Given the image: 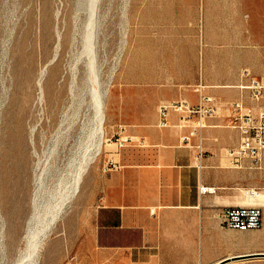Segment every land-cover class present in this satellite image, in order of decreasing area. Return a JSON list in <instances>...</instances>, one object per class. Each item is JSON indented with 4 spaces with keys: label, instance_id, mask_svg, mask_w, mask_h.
Masks as SVG:
<instances>
[{
    "label": "rangeland",
    "instance_id": "rangeland-1",
    "mask_svg": "<svg viewBox=\"0 0 264 264\" xmlns=\"http://www.w3.org/2000/svg\"><path fill=\"white\" fill-rule=\"evenodd\" d=\"M95 4L94 24L88 27L90 0H0V159L7 152L11 170L6 198L0 186V264L31 263L29 250L33 238L43 232L49 208L59 202L76 167L87 159L66 214L48 236L36 264H111L110 257L95 259L87 251L98 244L93 229H73L86 215V200H94L89 199L94 183L88 179L102 156L132 144L134 122L157 110L154 99L161 88L194 93L200 79L235 86L244 69L264 76L259 74L264 73V60L255 58L257 43L264 41V0H95ZM90 27L93 38L86 47ZM20 56L27 68L18 73ZM90 69L101 86L107 83L110 88L100 138L97 130L91 136ZM95 137L101 143L96 155ZM255 189L264 191V184ZM237 233L238 239H259L243 254L264 251V221L260 228ZM117 238L110 236L107 242ZM244 263L264 264V257ZM115 264L125 263L115 259Z\"/></svg>",
    "mask_w": 264,
    "mask_h": 264
},
{
    "label": "crops",
    "instance_id": "crops-1",
    "mask_svg": "<svg viewBox=\"0 0 264 264\" xmlns=\"http://www.w3.org/2000/svg\"><path fill=\"white\" fill-rule=\"evenodd\" d=\"M255 58L264 60V41L257 43ZM208 85L206 91L219 99L221 109L203 130L209 154L201 167L195 149L181 143L186 129L176 126L178 114L171 113L169 126L158 125L161 104L183 97L198 101L197 92L171 87L156 93L157 110L149 118L134 122L132 144L100 159L88 179L94 183L89 196L94 200H86V215L73 225L94 230L98 244L87 251L95 259L110 257L111 264L115 259L125 264H218L224 259L219 264H246L245 259L261 257H238L247 245L237 238L238 229L223 225L222 215L227 207L243 204V189L264 184V167L227 166L226 150L237 144L238 134L225 126L223 105L241 93L234 85ZM109 160L117 167H107ZM201 186L214 191L202 192ZM114 235L117 240L107 242Z\"/></svg>",
    "mask_w": 264,
    "mask_h": 264
},
{
    "label": "built area",
    "instance_id": "built-area-1",
    "mask_svg": "<svg viewBox=\"0 0 264 264\" xmlns=\"http://www.w3.org/2000/svg\"><path fill=\"white\" fill-rule=\"evenodd\" d=\"M241 81L235 87L241 96L226 101L225 126L235 129L238 142L226 150L227 166L256 170L264 167V76H255L248 69L241 73ZM209 85L200 79L194 91L198 94L197 103L186 99H176L163 103L158 109V125H170L171 113L178 114L176 126L186 131L180 140L184 145L195 149L196 166L201 167L203 160L209 154L204 145L203 130L211 126L209 120L220 115L219 99L208 93ZM193 139H196L193 142ZM113 160L107 162V167H117ZM202 192H212L214 188L201 186ZM249 189H246V194ZM222 223L228 228L252 230L263 225V208L258 203L232 205L225 209Z\"/></svg>",
    "mask_w": 264,
    "mask_h": 264
},
{
    "label": "bare ground",
    "instance_id": "bare-ground-1",
    "mask_svg": "<svg viewBox=\"0 0 264 264\" xmlns=\"http://www.w3.org/2000/svg\"><path fill=\"white\" fill-rule=\"evenodd\" d=\"M85 1H87V0H85ZM79 2V1H78ZM77 2V3H78ZM84 2V1H83ZM82 2V3H83ZM76 3V4H77ZM87 3H89V2H87ZM84 4V3H83ZM78 5H80V4H78ZM88 4H86V6H87ZM95 0H90V13H88L89 14V19L87 18V21H88V23L87 22H85V23H87V26L89 25V24H94L93 23V18H95V17H93V11H94V9H95ZM96 6H98V5H96ZM78 8V7H77ZM80 9H82V8H80ZM88 10V11H89ZM96 10V9H95ZM76 11V10H75ZM78 11H79V9H78ZM81 11V10H80ZM98 11V10H97ZM77 12V11H76ZM84 13H87V12H85V11H83ZM56 14V13H55ZM85 15V14H84ZM80 16V15H79ZM56 17V16H55ZM46 21H47V19H46ZM48 22V21H47ZM79 22V21H78ZM47 24V23H46ZM45 24V25H46ZM85 25V24H84ZM86 26V25H85ZM90 26V25H89ZM88 26V27H89ZM46 27V26H45ZM49 27V26H48ZM91 28L92 27H90V32H87V35H88V39H86V42H85V46L87 47V44H91V39L93 38L92 37V30H91ZM52 30V29H51ZM85 30V29H84ZM74 33H75V31H74ZM79 34V33H78ZM79 36V35H78ZM81 36V35H80ZM60 38V37H59ZM58 38V39H59ZM67 41V40H66ZM66 41H65V43H66ZM72 41V40H71ZM60 42V41H59ZM70 42V41H69ZM71 43V42H70ZM66 44H68V43H66ZM57 45V44H56ZM64 45V44H63ZM20 46V45H19ZM84 46V47H85ZM89 47V46H88ZM58 48V47H57ZM85 49V48H84ZM90 50V49H89ZM85 52V51H84ZM87 53H89V52H87ZM27 54V53H26ZM93 55V54H92ZM91 55V56H92ZM90 56V57H91ZM29 60V59H28ZM81 60V59H80ZM85 61V60H84ZM92 61V60H91ZM29 63V62H28ZM15 66V65H14ZM16 71L19 73V72H25V70H26V60L23 58V57H18L17 59H16ZM92 70L90 69L89 70V75H88V78H89V88H90V93H91V103H90V105H92L91 107L93 108V115H92V113H91V117H92V119L90 120V122L91 121H94L93 122V124H92V128L93 129H91L93 132H92V134H91V136L93 135V134H95V130H97L99 133H98V137L100 138V135H104V127H103V122H104V120H105V117H106V113H105V99H106V95H107V93H108V90H109V84H107L106 83V85L105 86H101L100 84H99V80H98V75L95 73V75H97V76H94L93 75V72H91ZM88 72V71H87ZM16 74V73H15ZM111 77V76H110ZM110 79V78H109ZM19 82V81H18ZM59 84V83H58ZM56 86H57V84H56ZM51 87V86H50ZM83 90V89H82ZM50 92V91H49ZM87 92V91H86ZM60 93V92H59ZM56 94V93H55ZM16 95V94H15ZM21 98V97H20ZM60 98H62V97H60ZM83 98V97H82ZM17 99V98H16ZM61 100V99H60ZM88 102V101H87ZM60 103H61V101H60ZM59 103V104H60ZM83 103V102H82ZM80 105H81V103H80ZM87 105V104H86ZM55 106V105H54ZM53 107V106H52ZM68 107H69V105H68ZM86 107H88V106H86ZM78 108H79V106H78ZM54 109V108H53ZM65 109V108H64ZM76 109V108H75ZM80 109V108H79ZM81 109H82V107H81ZM80 109V110H81ZM78 110V109H77ZM65 111V110H64ZM75 111V110H74ZM80 112V111H79ZM63 113V112H62ZM68 113V112H67ZM72 113H75V112H72ZM77 113H78V111H77ZM81 113V112H80ZM61 114V113H60ZM59 115V114H58ZM58 115H56V116H58ZM62 115V114H61ZM65 115V114H64ZM67 115H69V114H67ZM77 115V114H76ZM75 116V115H74ZM74 116H73V118H74ZM78 116V115H77ZM79 116H81V115H79ZM69 117V116H68ZM68 117H65V119L66 118H68ZM18 118V120H17V122H18V125H20L21 124V117L19 118V117H17ZM64 118V117H63ZM69 118H71V117H69ZM76 118V117H75ZM74 118V119H75ZM80 118V117H79ZM78 118V119H79ZM87 118V117H86ZM67 120V119H66ZM68 120H70V119H68ZM72 120V119H71ZM70 120V121H71ZM77 120V119H76ZM74 121V120H73ZM86 121V120H85ZM87 122V121H86ZM66 123V122H65ZM75 123H77V122H75ZM82 123V122H81ZM92 123V122H91ZM68 124H71V123H68ZM74 124V123H73ZM72 124V125H73ZM85 124H87V123H85ZM55 125H57V124H55ZM75 125V124H74ZM59 126H61V125H59ZM74 127V126H73ZM76 127V126H75ZM87 127V126H86ZM33 128V127H32ZM56 128V127H55ZM66 128H68V127H66ZM61 129V128H60ZM82 129H84V128H82ZM34 130V129H33ZM63 130V129H62ZM65 130V129H64ZM55 131V130H54ZM68 131V130H67ZM70 131V130H69ZM68 131V132H69ZM83 131V130H82ZM84 131H85V129H84ZM64 132V131H63ZM66 132V131H65ZM71 132V131H70ZM80 132V131H79ZM91 132V131H90ZM82 133V132H81ZM84 133V132H83ZM73 134V133H72ZM89 134V133H88ZM69 135V134H68ZM79 135V134H78ZM85 135V134H84ZM57 136H58V134H57ZM60 136H62V135H60ZM70 136H71V134H70ZM73 136V135H72ZM83 136V135H82ZM96 136V135H95ZM75 137V136H74ZM79 137H81V136H79ZM87 137V136H86ZM94 137V136H93ZM5 138V137H4ZM4 138H3V141H4ZM60 138V137H59ZM64 138V137H63ZM91 138V137H90ZM89 138V139H90ZM99 138H98V140H99ZM103 138V137H102ZM66 139V138H65ZM92 139V138H91ZM95 139H96V137H95ZM30 140H31V137H30ZM79 140H80V138H79ZM78 140V141H79ZM101 140V139H100ZM99 140V141H100ZM103 140V139H102ZM106 140V139H105ZM32 141H34V140H32ZM67 141V140H66ZM65 140H64V142H66ZM76 141V140H75ZM78 141H76L77 143H79ZM89 141H91V140H89ZM88 141V142H89ZM93 141H95V143H96V141H97V139L96 140H93ZM63 142V141H62ZM72 142V141H71ZM85 142V141H84ZM83 142V143H84ZM88 142H87V144H88ZM98 142V141H97ZM108 142V141H107ZM59 143H60V141H59ZM70 143V142H69ZM57 144H58V141H57V143H56V145L55 146H57ZM68 144V143H67ZM82 144V143H81ZM86 144V143H85ZM86 144V145H87ZM100 144L101 143H96V145H95V151L91 148V147H89V148H91L92 149V153L94 152L95 153V155L96 154H98L99 153V151H100ZM108 144L110 145V144H112V143H110V142H108ZM52 145V144H51ZM70 145V144H69ZM78 145V144H77ZM89 145V144H88ZM87 145V146H88ZM53 146V145H52ZM80 146V145H79ZM82 146V145H81ZM86 146V147H87ZM68 147V146H67ZM70 147L71 146H69V149H70ZM92 147H93V144H92ZM72 148H73V146H72ZM71 148V149H72ZM76 148V147H75ZM50 149V148H49ZM60 149V148H59ZM58 149V150H59ZM61 149H63V148H61ZM70 149V150H71ZM86 149V148H85ZM90 149V150H91ZM53 150V149H52ZM66 150V149H65ZM68 150V149H67ZM66 150V151H67ZM81 150H82V148H81ZM84 150V149H83ZM10 151V148H9V150H8V152ZM47 151H48V149H47ZM66 151H64V153L66 152ZM80 151V150H79ZM87 151V150H86ZM85 151V152H86ZM57 152V151H56ZM62 152H63V150H62ZM87 152H89V153H91L90 151H87ZM51 153H52V151H51ZM79 153V152H78ZM88 153V156L90 155ZM91 153V154H92ZM93 153V154H94ZM54 154H55V152H54ZM63 154V153H62ZM58 155V154H57ZM83 155H84V153H83ZM82 155V156H83ZM87 155V154H86ZM6 156H7V152L6 153H4L3 155H2V157H1V159H0V186H1V192H2V196L4 197V198H6L7 196H8V189H7V181H8V175H9V171H11L10 170V165H9V162H7V158H6ZM92 156V155H91ZM81 157V156H80ZM52 158H53V153H52ZM84 159H86L85 157H83ZM89 158V157H88ZM93 158V157H92ZM91 158V159H92ZM95 158V157H94ZM94 158H93V160H94ZM91 159H90V161H91ZM74 160V159H73ZM82 160V159H81ZM87 160H89V159H87ZM87 160H85L82 164H78L77 166H78V168L76 167V169H77V171H75V172H73L72 174V180H71V182L69 183V189H67L65 192H64V194L62 195V198H60L59 199V202L58 201H56V205L54 206L53 205V209L51 208H49V210H51L50 211V214L49 213H47L46 215H47V217H46V223H45V226H44V224H43V227H44V229H42V233H41V235L40 236H37V238H35L34 236V234L32 233V235L31 236H33L32 238L35 240L32 244H31V249L29 250L30 251V253H29V251L27 252V253H29L30 254V256H31V258H32V261H31V263L30 264H36L37 263V260H38V257H39V255L41 254V251L43 250L42 248H44V244H45V242H46V240L48 239V236L56 229V226H57V222L60 220V218L61 217H63V216H65V214H66V208H67V206H68V204H67V202H69V200L68 199H70V197L72 196V194H73V192L74 191H77V188H78V185H79V182H80V180H81V174H82V172H84V169L86 168V165H88L89 164V162H88V164H87ZM75 169V168H74ZM86 170V169H85ZM17 181V180H16ZM14 183V182H13ZM9 184V183H8ZM16 184V183H15ZM12 186H14V184L12 185ZM243 191V195H244V201H243V204H253V203H258V204H261V205H263L264 206V191H262V190H255V189H253V188H251V189H249V192L246 194V190H242ZM15 194H17V192L15 193ZM54 204V203H53ZM49 212V211H48ZM48 214H49V216H48ZM45 215V216H46ZM41 218V217H40ZM39 218V219H40ZM32 219V218H31ZM45 219V218H44ZM41 221V220H40ZM43 222V221H42ZM41 222V223H42ZM42 225V224H41ZM38 229V228H37ZM38 231V230H37ZM41 231V230H40ZM32 232V231H31ZM39 232H37V234H38ZM30 236V237H31ZM28 239V238H27ZM29 240V239H28ZM31 240V239H30ZM241 241L242 242H244V243H246V245H250V244H255V243H258V241H259V239L258 238H253V239H247V238H242L241 239ZM233 257V256H232ZM231 257V258H232ZM238 260V259H237ZM244 260V259H243ZM231 261V260H230ZM239 261V260H238ZM29 263V262H28ZM244 263V262H243Z\"/></svg>",
    "mask_w": 264,
    "mask_h": 264
},
{
    "label": "water",
    "instance_id": "water-1",
    "mask_svg": "<svg viewBox=\"0 0 264 264\" xmlns=\"http://www.w3.org/2000/svg\"><path fill=\"white\" fill-rule=\"evenodd\" d=\"M250 256H261V257H264V251H262V252H254V253H244L242 255H239L238 257H250ZM224 260H226V259H224ZM224 260L220 261L219 263L224 262Z\"/></svg>",
    "mask_w": 264,
    "mask_h": 264
}]
</instances>
